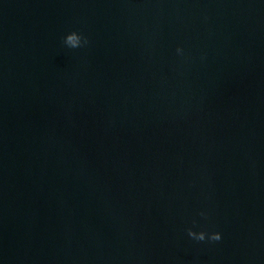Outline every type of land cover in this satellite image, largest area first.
I'll list each match as a JSON object with an SVG mask.
<instances>
[{"label":"water","instance_id":"95a60500","mask_svg":"<svg viewBox=\"0 0 264 264\" xmlns=\"http://www.w3.org/2000/svg\"><path fill=\"white\" fill-rule=\"evenodd\" d=\"M0 264H264V0H0Z\"/></svg>","mask_w":264,"mask_h":264},{"label":"clouds","instance_id":"9594fccd","mask_svg":"<svg viewBox=\"0 0 264 264\" xmlns=\"http://www.w3.org/2000/svg\"><path fill=\"white\" fill-rule=\"evenodd\" d=\"M64 43L69 48L78 49L83 46H86L89 43V41L88 38L84 36L82 33H79L77 31H72L64 37ZM176 53L180 56H183L184 49L182 47H177ZM200 215L205 216V213L201 212ZM186 233L191 240L197 243H201V242L216 243L221 241L222 239V234L219 231H208L206 229H202L200 231H194L192 228H188L186 229Z\"/></svg>","mask_w":264,"mask_h":264}]
</instances>
